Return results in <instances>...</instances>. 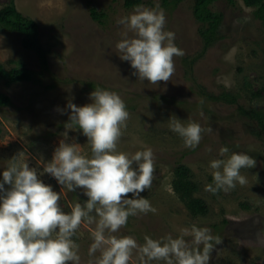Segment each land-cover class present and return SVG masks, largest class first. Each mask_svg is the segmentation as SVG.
Returning a JSON list of instances; mask_svg holds the SVG:
<instances>
[{"label":"rangeland","instance_id":"rangeland-1","mask_svg":"<svg viewBox=\"0 0 264 264\" xmlns=\"http://www.w3.org/2000/svg\"><path fill=\"white\" fill-rule=\"evenodd\" d=\"M6 2L0 0V8ZM123 2L14 0L17 10L38 24V37L47 50L48 65L42 68L36 53L21 47L18 33L0 30V63L4 68L22 62L42 74L38 76L40 83L17 82L7 86L0 81V93L10 98L9 104L0 105V182L13 158L26 160L29 167L43 172L44 164L52 160L55 148L65 139V131V142L77 144L83 154L90 156V145L82 131L65 128L71 112L67 104L91 103L90 93L96 88L114 91L125 101L129 112L118 151L134 154L150 148L155 155L152 188L140 195L157 210L155 214L129 217L127 225L115 235L132 236L143 244L145 235L159 239L171 234L175 238L180 229L196 224L210 228L214 236L222 239L209 264H264V133L259 137L251 134V128L259 131L258 125L248 123L238 111L241 105L264 112V93L253 96L264 86V29L253 16V7L245 6L242 0L231 4L216 0L211 8L223 14L221 37L192 61L202 48L200 23L192 13L193 0H180L175 5L142 0L140 5L155 8L158 4L164 10L165 30L175 33L174 43L184 52L182 57L174 58L172 79L156 85L132 75L130 62L122 61L117 53L115 46L127 32L117 20L134 10ZM90 6L106 14L102 22L91 18ZM49 83L51 88L47 89ZM222 90L236 94L238 103L209 97ZM58 109H63V114ZM173 116L183 124L194 121L205 129L211 126L213 131L205 132L195 149L186 148L182 138L169 128ZM221 147L229 149L227 155H251L256 166L241 169L248 181L246 185L237 184L228 193L221 190L212 194L205 191L206 185L213 183L209 165L213 159L227 158L220 156ZM178 162L190 169L198 186L195 196L207 206L205 215L193 216L173 191V167ZM39 178L61 192L60 206L65 212H70L75 203L87 200L81 189H62L47 173ZM9 187L5 185L6 189ZM129 198H133L131 194ZM94 229V224L84 222L73 237L79 245L80 264L95 259L88 255ZM131 264H136L135 255Z\"/></svg>","mask_w":264,"mask_h":264},{"label":"clouds","instance_id":"clouds-1","mask_svg":"<svg viewBox=\"0 0 264 264\" xmlns=\"http://www.w3.org/2000/svg\"><path fill=\"white\" fill-rule=\"evenodd\" d=\"M117 24L127 32L115 47L119 58L130 62L132 75L156 85L170 81L175 74L174 58L184 52L174 43L175 33L165 30L164 10L158 4L155 8L137 5L132 13L118 18ZM128 32L133 35L128 36ZM90 99L92 102L83 106L68 102L71 112L65 125L66 129H80L87 137L90 156L77 144L66 143L65 131V139L55 148L52 160L44 164L43 172L16 158L3 171L0 264H80L79 245L73 237L84 222L95 225L88 249V255L95 259L89 264H131L134 255L136 264H209L222 239L208 227L193 224L180 229L175 238L171 234L159 239L145 235L143 244L132 236L115 235L127 225L129 217L156 213L149 200L140 195L152 188L155 155L150 148L134 154L118 151L129 119L119 94L96 88ZM58 111L63 114L64 110ZM169 128L190 149L199 145L205 132L213 131L211 126L205 129L194 121L183 124L175 116L169 119ZM228 153L227 147H221L220 156L227 158L210 161L213 183L206 185L205 191L228 193L237 184H247L241 169L254 168L256 160L246 153ZM44 173L54 177L62 189H81L87 200L65 212L60 206L61 192L39 178ZM6 184L10 186L7 189Z\"/></svg>","mask_w":264,"mask_h":264},{"label":"trees","instance_id":"trees-1","mask_svg":"<svg viewBox=\"0 0 264 264\" xmlns=\"http://www.w3.org/2000/svg\"><path fill=\"white\" fill-rule=\"evenodd\" d=\"M180 0H162V4L167 3L175 5ZM216 0H193L192 13L194 18L200 23L198 34L201 39L202 48L192 61L198 59L204 50L215 44L220 39V25L222 22L223 14L221 11L213 10L211 5ZM227 2L234 3V0H226ZM247 7H253V16L260 22L261 27L264 29V0H242ZM142 0H124L125 7H136L140 5ZM89 14L95 21L102 22V18L106 14L98 11L94 6L89 7ZM0 30L7 32H15L20 35V44L23 49L32 50L38 56L41 67L45 69L48 65L47 50H45L39 40L38 24L30 17L17 10L14 0H7L6 4L0 8ZM262 61L264 63V48ZM17 65L4 68L0 63V81L5 85H11L17 82H33L40 83L38 76L42 75L41 72H35L27 68L22 62H17ZM247 85V84H246ZM47 89L51 88V83L46 85ZM54 88V87H52ZM264 93V86L259 91H255L253 96H259ZM217 100L224 101L230 104H237V95L222 90L215 95L209 96ZM10 103V98L0 93V105H7ZM238 111L246 116L248 123H256L259 131L251 128L250 133L256 137L264 133V112L251 108L245 109L238 105ZM264 159V153H263ZM173 191L177 194L179 199L185 204L189 212L193 216L205 215L207 213V206L205 202L195 196L197 190V183L192 180L190 169L184 164L178 162L173 167V178L171 181Z\"/></svg>","mask_w":264,"mask_h":264}]
</instances>
